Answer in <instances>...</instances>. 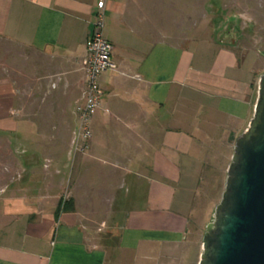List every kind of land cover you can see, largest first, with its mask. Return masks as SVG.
I'll return each instance as SVG.
<instances>
[{"label": "crops", "instance_id": "obj_1", "mask_svg": "<svg viewBox=\"0 0 264 264\" xmlns=\"http://www.w3.org/2000/svg\"><path fill=\"white\" fill-rule=\"evenodd\" d=\"M98 1L0 0V133L41 169L0 194V264H198L200 183L231 161L264 69L215 39L205 0H103L117 70L98 75L88 147L75 150Z\"/></svg>", "mask_w": 264, "mask_h": 264}, {"label": "water", "instance_id": "obj_2", "mask_svg": "<svg viewBox=\"0 0 264 264\" xmlns=\"http://www.w3.org/2000/svg\"><path fill=\"white\" fill-rule=\"evenodd\" d=\"M233 26L217 33L233 43ZM198 264H264V73L253 117L233 147L212 220L202 237Z\"/></svg>", "mask_w": 264, "mask_h": 264}, {"label": "rangeland", "instance_id": "obj_3", "mask_svg": "<svg viewBox=\"0 0 264 264\" xmlns=\"http://www.w3.org/2000/svg\"><path fill=\"white\" fill-rule=\"evenodd\" d=\"M205 15L207 17V25H211V28H213L216 40L217 33L223 27L233 26L236 39L231 45H236L238 50L240 48L252 49L251 62L255 64V67L259 68V71L264 69V0H205ZM223 43L230 44L226 41H223ZM10 49L6 42L0 40V81H4L9 73L7 56ZM23 58L24 55L19 52L18 62L20 66ZM18 72L17 75L21 77V70ZM38 91L34 89L32 91L33 94L31 92L28 93L25 89L23 92L21 90L20 94L34 102L33 106L37 107L38 102L35 99L38 98ZM21 149V144L18 140L4 132L0 133V194L18 185L24 179L27 181L28 177L35 172L38 177L41 176V169L38 166L34 167L32 164H35V159L22 153ZM229 162L230 160L227 158L216 160L214 167L209 169L207 181L200 183L199 189L203 198L198 200H204V204L201 207L204 213L200 215L202 218L199 223L202 225L199 230L200 233H203L206 227L203 224L212 220L214 208L219 202L224 189ZM101 185L100 183L94 184L98 188Z\"/></svg>", "mask_w": 264, "mask_h": 264}, {"label": "built area", "instance_id": "obj_4", "mask_svg": "<svg viewBox=\"0 0 264 264\" xmlns=\"http://www.w3.org/2000/svg\"><path fill=\"white\" fill-rule=\"evenodd\" d=\"M104 1L97 2V12L91 34L85 41V56L82 59L84 70V87L82 101L77 104V127L73 147L75 150L85 152L91 137L88 120L91 113L100 105L102 90L97 82L100 73L111 70L116 71V64L111 60L112 46L103 34Z\"/></svg>", "mask_w": 264, "mask_h": 264}, {"label": "trees", "instance_id": "obj_5", "mask_svg": "<svg viewBox=\"0 0 264 264\" xmlns=\"http://www.w3.org/2000/svg\"><path fill=\"white\" fill-rule=\"evenodd\" d=\"M61 204L64 210L71 208V201L70 200H61Z\"/></svg>", "mask_w": 264, "mask_h": 264}]
</instances>
